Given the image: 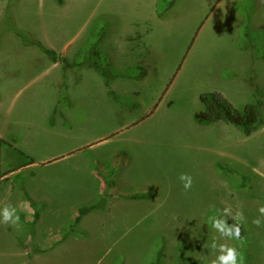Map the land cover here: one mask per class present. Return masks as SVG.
Here are the masks:
<instances>
[{
    "label": "rangeland",
    "instance_id": "rangeland-1",
    "mask_svg": "<svg viewBox=\"0 0 264 264\" xmlns=\"http://www.w3.org/2000/svg\"><path fill=\"white\" fill-rule=\"evenodd\" d=\"M77 1L69 35L85 18L89 28L76 35L73 50L78 61H97L116 75L115 100L91 66L67 75L71 67L63 65L48 75L43 59L34 60L40 48L23 49L12 31L16 1L0 10V209L11 205L26 217L17 226L0 223V264H149L159 249L164 264H211L219 254L214 240L236 247L242 264H264V125L244 136L224 121L205 129L192 121L207 90L236 108L262 94L264 118V12L262 20L254 13L264 0H222L242 15L237 52L231 15L225 5L214 7L219 0H157L158 22L144 33L155 0ZM48 2L17 3L19 25L32 30L35 14L53 10ZM61 17L53 16V24ZM149 39L161 52L151 50L150 62L137 63L140 44ZM77 70L85 74L82 83ZM218 161L231 168L229 175ZM182 173L192 177L190 190ZM243 175L249 182L240 188ZM21 182L40 212L33 235ZM148 188L152 199L122 196ZM101 197L103 207L56 242L78 207ZM229 207L245 217L240 239L220 237L211 226L213 216L234 223L223 215ZM257 217L259 227L252 223Z\"/></svg>",
    "mask_w": 264,
    "mask_h": 264
},
{
    "label": "trees",
    "instance_id": "trees-1",
    "mask_svg": "<svg viewBox=\"0 0 264 264\" xmlns=\"http://www.w3.org/2000/svg\"><path fill=\"white\" fill-rule=\"evenodd\" d=\"M58 3H62L63 0H57ZM159 16L162 17L161 13ZM15 33L21 38V41L24 44H36L40 49L47 55L49 58L56 62L59 61L64 65H81V62H70L66 57L59 56L53 50L46 48L41 44L40 41L32 39L29 37L23 30L13 26ZM89 65L97 71L103 78L105 87L107 88V94L112 99L115 100L117 98V93L111 88V83L117 78L114 75L110 68L107 65H101L97 61H91ZM252 69V65L249 66ZM250 82V81H249ZM250 87L255 89L256 91L262 93V90L255 85L253 82H250ZM261 95H255V99L252 102L247 103L242 108H236L221 92L216 90H207L203 91L199 94V100L203 106V108L193 114L192 121L196 125L197 129H205L207 126L212 125L219 121H224L226 123H230L235 128H237L244 136H250L252 133L256 132L261 126L264 125V118L262 114V99ZM2 140H0V143ZM33 162V161H32ZM217 168L224 175H229L231 172V168L224 165L222 162L218 161L216 163ZM249 179L247 176H241V183L239 187L242 188L247 185ZM24 182L20 184V192L22 195V199L26 201L30 207L33 209L32 213L29 217V228L28 233L30 235L34 234L35 226L39 221L40 212L35 207L34 198L27 192L23 185ZM123 198L128 200H148L152 199L155 196V191L151 188L146 189L143 192L131 193L128 195H122ZM105 198L101 197L99 201L91 202L87 205H82L78 207L77 213L74 216L71 223L68 224L67 227L63 228L62 235L59 240L56 242L60 243L64 241L69 235L75 232L76 226L82 220V218L93 210H98L103 207ZM25 216L20 215L19 220H25ZM55 245V244H54ZM18 246L21 249H25V245L21 242H18ZM40 252V251H39ZM187 253V246L183 245L181 248L180 256L182 260H185ZM149 264H164L163 262V253L162 250L159 249L155 259Z\"/></svg>",
    "mask_w": 264,
    "mask_h": 264
},
{
    "label": "crops",
    "instance_id": "crops-1",
    "mask_svg": "<svg viewBox=\"0 0 264 264\" xmlns=\"http://www.w3.org/2000/svg\"><path fill=\"white\" fill-rule=\"evenodd\" d=\"M15 1L16 2H14L13 10H11V9L10 10H11V15L13 13V18L15 21V22H13V24H15L16 27L23 30L32 39L40 41L42 45H44L46 48L53 50L59 56L66 57L70 62H73V61H74V63L75 62H81L82 66H84V65L90 66L89 65L90 62L88 60L78 61L77 56H76L77 52L73 50L76 35L79 34L81 31L82 32L87 31V29L89 28L88 27L86 29L87 25L85 24L88 18H85V20H83V22L80 24V26L76 30H74V32L72 34L69 35L70 32H68L69 25L72 23V21L70 20V17L74 16L75 14L78 16L77 13L81 9V2L80 1L78 2L77 0H63V2L60 4L56 0H49V2L53 6L54 12H53V10L47 11V13L41 11L39 18H38L39 14H35L36 19L33 20L32 24H30L31 26L29 25L32 30L24 29L23 27H21V25H19L18 19H17V13H19V11H17V8L15 7V5L19 2L21 3V0H15ZM20 3H19V5H20ZM10 4L11 3H9V0H0V10L3 11V13H5V9L6 8L8 9V5H10ZM224 5L228 10L229 15H231L230 20H231V26L233 27V30H232L233 34L231 37L233 38V41L235 44V52H237L239 50V47L237 46V44H238L237 39H238L239 25L241 23V16L242 15L240 16V14H238L237 11L239 10V7L235 6V4H233V2H230L228 4H223L222 0H219V2L214 7H216V9H217L218 6H221L220 7V10H221L222 7H224ZM42 6H44V5H42ZM214 7L212 8V10L214 9ZM259 8H260V11H259V9H256V10H254V13H255V16L257 17L258 20H262L263 18L261 15L264 12V6H262L260 4ZM55 9L57 10L56 11L57 13L55 12ZM112 11H114V10L110 8V12H112ZM60 13H62V15H63V17L58 19L61 22L53 24V21H55V20H53V16H57ZM90 14H91V12H90ZM148 15L149 16H146L147 17L146 20L152 22V24L150 26H147L146 24L141 25V28L143 29V31H141V32H143V33H144V30H147V29L153 31V21L155 20V22H158V21H156L157 17H158V16L156 17V15H157V0L152 2V4L150 5ZM253 16H254V14H253ZM248 18L251 19V21H252L251 14L248 15ZM145 26H146V28H145ZM134 28L138 29V26H134ZM12 31L15 33L14 30H12ZM15 35L17 36L18 43L20 44V46H22L24 43L21 41V38L16 33H15ZM121 44H122V42L119 43V45H118L119 48L122 47ZM140 46L142 47V50L140 51V53H138L139 56L136 59L137 60L136 62L140 63V64H143L144 62L149 61L151 50H153L154 54H156V51L161 52L160 51L161 46H159L157 43L153 42V40H151V39H149L146 43H144V41H143L140 44ZM140 46H137V47H140ZM31 47L40 48L36 44H24V46L22 48L23 49H31ZM38 51H39V49H38ZM145 51H148L147 56L145 54ZM84 52L85 51L83 50L81 53L82 56L85 55L84 57H88L86 55L87 53H84ZM94 53L96 54L95 51H94ZM236 54H238V53H236ZM33 56L35 57L34 60H36V59L42 60L43 59L45 68H47L48 75L50 73L52 74L54 69L58 68L59 66L64 65L63 63H61L59 61L54 62L50 58H47L46 54L42 50L39 51L38 54H37V52H35ZM154 64L157 66L160 65V62L158 61L157 58H156V61H154ZM68 66L71 67V69L67 73V75L71 74L70 73L71 70H75V68L79 69L81 67L80 65H75V66L74 65L73 66L68 65ZM88 70H90V69H88ZM242 71L243 70L241 69L240 73ZM76 73H78L80 75L81 71L77 70ZM84 77H85V74H81V83L83 82ZM95 79H96V77H95ZM114 84H116V83H114ZM112 85L113 84L111 83V86ZM69 94H71V92H69Z\"/></svg>",
    "mask_w": 264,
    "mask_h": 264
},
{
    "label": "clouds",
    "instance_id": "clouds-1",
    "mask_svg": "<svg viewBox=\"0 0 264 264\" xmlns=\"http://www.w3.org/2000/svg\"><path fill=\"white\" fill-rule=\"evenodd\" d=\"M179 179L183 182L185 191L191 189L192 177L190 175L182 173ZM259 213L261 216H264V206L259 208ZM223 215L231 217L234 223L229 225L226 222V219L213 216L210 218L212 228L220 234V237L227 239H240L241 225L245 222L243 212L236 211L233 214L232 209L229 207L223 210ZM0 223L17 226L19 224V216L16 214V208L11 205H5L3 209H0ZM252 223L259 227L262 224V220L257 217ZM211 248L219 253L215 259L211 260V264H242V255L236 247L228 246L227 244H217L214 240L211 244Z\"/></svg>",
    "mask_w": 264,
    "mask_h": 264
}]
</instances>
